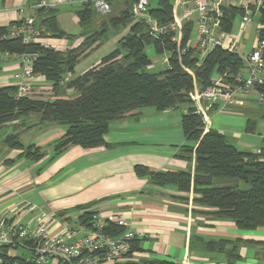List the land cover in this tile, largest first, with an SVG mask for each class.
<instances>
[{
	"label": "crops",
	"instance_id": "obj_1",
	"mask_svg": "<svg viewBox=\"0 0 264 264\" xmlns=\"http://www.w3.org/2000/svg\"><path fill=\"white\" fill-rule=\"evenodd\" d=\"M40 1L0 0V27L17 23L23 17H34L35 26L41 32L40 21L46 13L38 10ZM46 2L45 9L55 11L60 28L70 36H41L39 42L59 51L80 45L85 37L77 11L83 7L84 0ZM259 16L254 32L263 20ZM99 18L95 20V27ZM249 39L242 36L245 53L254 46L255 35L250 46ZM1 52L0 87L17 86L16 75L22 72L23 61L19 56L3 57ZM75 72L66 74L49 94L44 90L52 82L37 74L31 97L44 100L75 97V90L66 86L70 79L78 76ZM186 111L187 107L182 106L164 111L141 108L110 124L105 135L107 145L92 148L72 145L58 154L53 143L65 133L67 126L41 122L40 118L37 123L25 120L8 123L11 133H17L21 142L23 135L39 130L31 144L22 143L25 148L40 146L45 155L32 160L23 156L25 149L1 145L0 215L36 224L38 212L17 213L18 207L32 203L59 219V223L51 226L55 233L86 229L89 220L84 222L82 216L87 211L122 215L137 235L135 252L120 264L156 259L174 264H228L224 252L205 246L209 241L218 240L236 242L238 264H264V245L260 244L264 242L263 226L241 229L233 220L215 217V208L196 202L194 191H180L175 185H158L151 181L150 175L136 173L137 165L153 172L194 169V161L178 156L187 144L182 128ZM205 123L206 130L213 128L223 133L241 152L259 154L264 149V98L257 90L228 108L223 107V101L214 104ZM215 184L241 186V180L217 179ZM226 248H232V243ZM3 252L13 255L9 249Z\"/></svg>",
	"mask_w": 264,
	"mask_h": 264
},
{
	"label": "trees",
	"instance_id": "obj_2",
	"mask_svg": "<svg viewBox=\"0 0 264 264\" xmlns=\"http://www.w3.org/2000/svg\"><path fill=\"white\" fill-rule=\"evenodd\" d=\"M175 0H156L148 7L146 17L134 15V0H113L111 11L115 13L94 23L99 12L92 0H84L77 11L83 28L84 40L77 47L59 51L44 46L40 42L23 43L20 38L0 41V50L17 54H35L33 70L51 81L54 88L60 85L65 75L74 74L79 60L96 50L108 38L110 32L128 29L117 47L101 58L98 64L70 79L67 87L75 90V97H57L53 100L18 97L17 86L0 87V132L8 128V123L24 121L29 114L38 113L41 122L67 126L65 133L53 145L55 153L78 145L92 148L107 145L105 135L113 121L136 113L144 107L157 111L187 107L182 116V128L187 144L178 156L189 162L194 161V169L180 171H150L148 167L137 165L135 171L140 176L150 175L155 184L175 185L180 191H194L195 201L216 209L214 216L235 221L241 229L264 227V149L259 154L244 153L238 150L228 138L216 129L206 130L205 122L196 112L190 93L195 84L204 90L215 74L235 75L244 67V61L234 53L216 47L202 60L194 47L179 52V44L173 41V33L167 32L155 37L150 32L147 19L165 26L173 21ZM38 9L46 15L41 19L42 37H68L59 26L54 10ZM237 7L225 8L222 29L230 31L238 14ZM264 22V8L261 11ZM16 23V22H15ZM15 23H11L12 26ZM35 24V22H34ZM193 22L184 25L180 47L190 40ZM9 26L0 27V34ZM152 46L159 54L169 53L166 69L151 72L152 60L147 53ZM190 70V71H189ZM258 92L264 95V81L257 85ZM0 142L10 148L25 149L23 156L32 160L42 158L45 153L40 146L24 147L17 133H0ZM217 179H236L245 182L246 187L216 185ZM83 214L84 222L91 219L92 213ZM105 234L119 236L124 228L110 224ZM136 239V238H135ZM235 242V241H234ZM229 240L209 241L205 244L226 254L228 264H238V245ZM232 243V248H226ZM264 245V242L260 243ZM136 250L135 240L133 244ZM6 264L23 259L22 255L8 256L1 252ZM140 264H174L165 259H156Z\"/></svg>",
	"mask_w": 264,
	"mask_h": 264
},
{
	"label": "built area",
	"instance_id": "obj_3",
	"mask_svg": "<svg viewBox=\"0 0 264 264\" xmlns=\"http://www.w3.org/2000/svg\"><path fill=\"white\" fill-rule=\"evenodd\" d=\"M111 1L113 0H92V4L98 12L108 14L112 9ZM151 1L134 0V13L144 14ZM46 5V0L39 2L40 7ZM227 7H237L243 11L240 14L238 33L232 32L233 27L230 31L222 29L221 21ZM263 8L264 0H175L173 21L168 25L161 26L154 19H147L150 32L155 37L167 32L173 33L172 39L179 44V52H185L188 48L194 47L202 60L216 47H221L237 54L244 61V67L235 75L215 74L204 90L199 89L195 84L190 95L196 112L202 116L204 122L207 121L214 104L223 101V107L228 108L251 91L257 90V85L263 83V21H260L256 30L252 49L247 53L242 52V35L253 22V16L256 13L261 15ZM188 21L196 23L195 44L191 46L190 39L185 47H180L184 25ZM34 22V17H23L0 34V41L20 38L23 43L39 42L41 34ZM1 55L21 57L23 68L22 72L16 75L18 78L16 94L18 97H31L35 92L34 82L37 79V74L33 70L36 55L27 53L20 55L9 51L1 52ZM168 61L169 58H166L164 63ZM48 84L44 90L47 94L54 88L53 83ZM260 96L264 98L262 93ZM34 212H38L36 224L15 220L10 215H0V253L5 249L20 247L30 251L28 256L24 255L23 259L16 261L15 264H120L128 255L135 252L133 244L137 234L122 215H107L96 211L92 213L86 229H66L55 233L51 230V226L60 221L54 215L32 203H25L17 208L19 215ZM110 224L123 227L124 232L119 236L105 234L104 230ZM5 261L4 256L0 254V264H6Z\"/></svg>",
	"mask_w": 264,
	"mask_h": 264
},
{
	"label": "rangeland",
	"instance_id": "obj_4",
	"mask_svg": "<svg viewBox=\"0 0 264 264\" xmlns=\"http://www.w3.org/2000/svg\"><path fill=\"white\" fill-rule=\"evenodd\" d=\"M151 3H152V5H155L156 4V0H152ZM113 13H115V10L109 12L108 14L99 13V16H100L99 22H100V20H102L104 18H107L108 16L112 15ZM134 15L136 17H143V18L146 17L145 14L138 15V14L134 13ZM259 19H260L259 13H256L253 16V22L251 24H249V26H248L247 30L245 31L244 35H242L244 37V39L250 38L248 40L249 46L252 43V39L251 38H253V36L255 35L256 31L254 32V30H255V26H256V24H257ZM240 21H241V15L238 14L236 16L235 20H234V23H233L234 24V27H233V30H232L233 33H238ZM196 30H197V28H196V23H195V24H193V30H192L191 37H190L191 46H193L195 44L196 34H197ZM127 32H128V29H123L120 32H110L108 34V38L103 42L102 45H100L99 48H97L96 50L92 51L88 56H86V57L81 59V61L76 66L75 74L79 75V74L83 73L88 68L94 66V64H96L97 61H100L103 56H105L106 54H108L112 50H114L117 47V45H118L117 44L118 40L122 36H124ZM146 50H147L149 58L152 60V64H153V66L149 67V69H148L149 71H151V72H160V71H163L164 69H166L167 64H165L164 61H165L166 58H169V53L165 52V53L159 54V53H157L155 51V49L152 46H147ZM245 51H246V49L244 48L242 50V52H245ZM39 118H40V115L38 113H33V114H30V115L26 116L24 118V120H25V122H29V123H37L39 121ZM11 132L12 131H10L9 128H7V132H6V128H5V131L3 129L0 133L1 134L3 133V134L6 135V133H11ZM38 133H39V130L38 131L34 130V131L30 132V134L23 135L21 140L26 145L31 144L34 141L35 137H37ZM1 144L2 143L0 142V147H1ZM239 187L240 188H245L246 187L245 182L241 181V186H239ZM71 224L73 225L74 222H71ZM10 252L13 255L24 254V255L28 256L30 254V251H28L27 249H23L21 247L17 248V249H10Z\"/></svg>",
	"mask_w": 264,
	"mask_h": 264
}]
</instances>
